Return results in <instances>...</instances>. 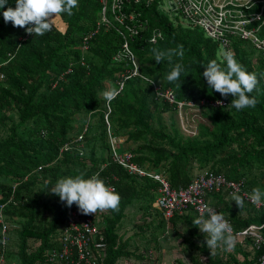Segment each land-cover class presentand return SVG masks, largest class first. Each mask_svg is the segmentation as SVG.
<instances>
[{
	"label": "trees",
	"instance_id": "1",
	"mask_svg": "<svg viewBox=\"0 0 264 264\" xmlns=\"http://www.w3.org/2000/svg\"><path fill=\"white\" fill-rule=\"evenodd\" d=\"M8 7L15 9L16 0H8L0 10V74L4 75L0 81V218L8 227L6 264L11 258L16 264H46L48 252L58 243V230L69 208L50 190L63 176L80 174L90 178L99 173L122 197L119 211H97L101 212L106 245L103 264H117L119 258L130 256L119 236V224L125 209L136 201L144 199L148 209L153 203L155 207L158 184L147 177L129 175L110 159L112 128V137L124 135L126 142L135 145L130 152L136 163L163 170L174 189L187 187L200 173L243 180L247 194L254 187L264 189V78L250 94L258 100L255 108L228 107L234 97L225 99L203 77L211 60H217L222 67H226V61L219 57L218 45L200 29L175 24L158 12L156 4L133 6L132 10L141 13V20L148 21L146 30L129 38L142 77L127 80L120 95L109 104L101 95L109 88L107 83L118 88L120 73L132 67L114 60L123 42L115 28L97 34L89 42L85 63H80L83 38L99 19V0H78L73 15H60L66 31L52 29L43 36H27L24 28L5 23L3 11ZM153 29L162 32V39L156 43L150 42ZM178 45H183L184 56H173L171 64L167 59L157 63L150 51L177 49ZM235 51L236 59L249 72L264 73V60L258 58L254 64L250 50L236 47ZM70 63L75 64L73 72L60 79ZM175 63H182L186 71L178 81L168 82L166 76ZM153 83L162 90H173L180 101L200 104L202 100H223L228 105L197 106L202 120L194 135H186L174 117L169 123L162 120L161 112H175L174 105L156 100ZM12 110L17 113L16 121L8 116ZM80 114L83 117H78ZM95 117L98 122L92 120ZM76 122H81V126ZM85 126L83 141L76 143ZM66 144L71 148L84 144L87 157L73 155L71 149L62 150ZM41 176L49 180L40 188L36 182ZM211 196L215 199L211 206L231 221L235 231L264 222L262 209L245 200L242 209L236 202L231 206L225 190L211 193L208 200ZM182 218L175 215L172 220L178 222ZM190 223V235L198 233L201 243L195 248L206 255L210 264L258 262L262 250L252 247L247 252L240 243L232 252L226 253L223 247L222 253L217 248L211 254L198 226ZM12 230L17 238L15 248L10 247ZM31 241L37 243L33 246ZM238 253L243 260L237 258Z\"/></svg>",
	"mask_w": 264,
	"mask_h": 264
},
{
	"label": "built area",
	"instance_id": "2",
	"mask_svg": "<svg viewBox=\"0 0 264 264\" xmlns=\"http://www.w3.org/2000/svg\"><path fill=\"white\" fill-rule=\"evenodd\" d=\"M99 3L101 5L99 19L96 27L86 33L83 38V54L80 63L82 65L85 63L84 57L90 51L89 42L102 31L115 28L122 36L123 42L114 60L116 62L125 61L132 67L125 69L119 75L117 84L118 88L123 86L122 90L127 80L141 76L140 65L130 49L129 38L138 36L141 31L146 30L148 21L141 20V13L132 10L135 5L148 7L156 4L158 12L175 24L182 25L179 22V17H182L185 20V27L200 29L224 53L231 51L235 54V48L239 47L252 52L254 64L258 58L264 60V0H191V2L190 0H168L166 8L163 7L162 0H99ZM173 13L178 14L179 17H175ZM52 29L62 33L66 31V24L60 16L55 20ZM161 39V30L153 29L150 42L156 43ZM10 57L12 56L10 55ZM74 66L75 64L70 63L69 68L59 78L63 79L72 73ZM142 79L149 81L145 77ZM2 80H4V75L0 74V81ZM149 82L151 83V81ZM153 85L156 100L174 105V109L180 114L183 110H192L199 105H206V103L215 108L228 105L223 100L207 102L202 100L200 104L195 101H179L173 90H162L161 86L155 83ZM217 101H221L222 104H218ZM108 110L110 112L109 107ZM86 130L85 126L84 132L77 137L76 143L83 141ZM109 142L110 158L115 164L123 167L130 175L139 178L147 177L158 184L159 195L155 201V207L167 221H170L175 215H183L189 211H193L199 217L203 215L208 218L207 209H215L208 204V195L221 190L228 192L230 200H232V194L235 193L244 197L247 203L264 211V201L259 204L253 203L249 195H245L243 180L234 181L223 175L200 173L187 187L174 189L163 170L149 169L147 166L136 163L131 152L120 151L118 139L112 137V134ZM70 149H72L71 146L66 144L62 150ZM40 169L41 167H39ZM108 185L114 187L113 184ZM101 212L105 213L106 211ZM101 212L93 217L90 214H81L75 204L68 208L65 219L58 230V243L48 252L46 264H103L106 258V245ZM228 221L232 226L231 221ZM0 222V264H6V249L9 243L8 227L1 218ZM232 229V234L236 238L235 244L250 240L253 248L262 250L256 264H264V236L262 233L264 222L250 224L238 231H235L233 226Z\"/></svg>",
	"mask_w": 264,
	"mask_h": 264
},
{
	"label": "clouds",
	"instance_id": "3",
	"mask_svg": "<svg viewBox=\"0 0 264 264\" xmlns=\"http://www.w3.org/2000/svg\"><path fill=\"white\" fill-rule=\"evenodd\" d=\"M7 4L8 0H0V10L4 9ZM77 6L78 0H16L15 9L8 7L6 11H3V19L5 23L11 22L14 27L24 28L29 35L43 36L46 32L51 31L55 20L61 14L71 16L74 14L73 9ZM150 51L157 63L167 59L171 64L173 56L180 58L184 56L183 45H178L177 49L152 48ZM222 56L226 61V67H222L215 59L208 63L203 73L207 84L225 99L229 95L234 97L228 107L237 110L255 108L258 100L250 94L258 88L260 79L264 78V73L249 72L238 62L235 54L231 51H226ZM185 71L182 63H175L166 79L168 82H176ZM122 87V85L120 88L112 86L103 91L101 95L110 104L120 95ZM217 103L222 104L221 101H217ZM175 112L178 111L175 110ZM125 172L128 173L126 170ZM50 191L58 196L62 203L66 202L67 207L70 208L75 204L84 215L96 214L97 211L104 210L119 211L122 199L113 186L106 184L100 178L99 173L90 178H85L83 174L62 177ZM245 195H249L253 203L259 204L264 201V189L261 187H254L251 194L246 193ZM231 198L240 209L244 207V197L233 193ZM207 213L208 218L201 215L193 223L202 233L207 234L206 244L211 254H214L215 250L221 246H224L225 250H232L235 247L236 238L232 234L233 229L229 221L223 213H217L213 208H208Z\"/></svg>",
	"mask_w": 264,
	"mask_h": 264
},
{
	"label": "crops",
	"instance_id": "4",
	"mask_svg": "<svg viewBox=\"0 0 264 264\" xmlns=\"http://www.w3.org/2000/svg\"><path fill=\"white\" fill-rule=\"evenodd\" d=\"M117 139L122 150L130 151L134 147L132 142H126L124 135L117 136ZM214 201L211 196L208 204L211 206ZM229 202L232 206L235 201L229 199ZM144 203V199L136 201L125 209V215L119 224V236L130 256L119 258L117 264H210L206 255L195 248L196 245H201L198 233L190 235V222L199 217L196 213H183V218L178 222H173L172 219L167 221L154 207V203L151 209ZM200 234L207 238V234L201 231ZM189 243L193 246L189 247ZM250 243L251 241H245L240 244H243L245 251L251 252ZM223 247H218L221 253ZM216 252L217 250L214 253ZM229 252L232 250L226 251ZM226 253L221 257H225ZM237 258L243 260L239 253Z\"/></svg>",
	"mask_w": 264,
	"mask_h": 264
},
{
	"label": "rangeland",
	"instance_id": "5",
	"mask_svg": "<svg viewBox=\"0 0 264 264\" xmlns=\"http://www.w3.org/2000/svg\"><path fill=\"white\" fill-rule=\"evenodd\" d=\"M167 1L168 0H162V5H163L164 8H166V6H167ZM173 15H175V17H179V15L176 14V13H173ZM179 22H181L182 26H184L185 20L182 17H179ZM246 46H248V45H246ZM223 54H224V51L222 49H219L218 50L219 57L222 56ZM107 85H108L109 88L112 87L110 85V83H107ZM158 106H160V105H158ZM8 116L11 117L10 119L12 121H16L17 120V113L14 110H12V112H9ZM160 116H161L162 120L165 123H169L170 122L171 116L174 117L176 122H177V124H178V126H179V128L186 135H194L196 133V131H197L198 122L200 120H202L199 108H195V109H192V110H183L181 114L178 113V112H173L172 110L163 111V112H161ZM78 117H83V115L80 114ZM92 120L94 122H98L99 118L95 117ZM205 122H207V121H205ZM75 124L77 126H81L82 123L81 122H76ZM111 131H112V134L115 135L113 128L111 129ZM134 147H135V145H134ZM71 151H72L73 155L78 154L79 157H80L81 153H83V155H81L83 159L87 157V148H86V146H84V144H78V145L74 146L71 149ZM120 151H123V150L120 149ZM56 163H58V162H56ZM195 173H197V171ZM63 177H67V176H63ZM48 180H49V178H44L42 176L39 177L38 181L36 182V185H38L37 187L41 188L43 182H47ZM57 181H56V183H57ZM10 237H11L10 238L11 239L10 247H14L15 248V243H16V239L17 238H16V234L13 233V230L10 233ZM34 243H37V242H35V241H31L30 242V244L33 245V246H34ZM14 248L12 250L13 253H15ZM9 264H16L15 258H11L10 261H9Z\"/></svg>",
	"mask_w": 264,
	"mask_h": 264
}]
</instances>
